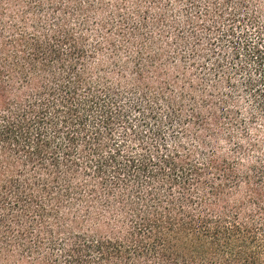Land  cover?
<instances>
[{
  "label": "trees",
  "instance_id": "1",
  "mask_svg": "<svg viewBox=\"0 0 264 264\" xmlns=\"http://www.w3.org/2000/svg\"><path fill=\"white\" fill-rule=\"evenodd\" d=\"M174 1L0 0V264H264V0Z\"/></svg>",
  "mask_w": 264,
  "mask_h": 264
},
{
  "label": "rangeland",
  "instance_id": "2",
  "mask_svg": "<svg viewBox=\"0 0 264 264\" xmlns=\"http://www.w3.org/2000/svg\"><path fill=\"white\" fill-rule=\"evenodd\" d=\"M174 3H176L175 4V6H174V16L177 18V19H179V20H181L182 19V10H183V8H184V3H182L181 1H179V0H175L174 1ZM198 3H199V5H201V6H203L204 5V2L202 1V0H198ZM190 14H193V12H191L190 11ZM225 51V53H227V51H226V49L224 50ZM237 80H240V78L239 79H237ZM242 102H243V105L245 106V103L247 104V99H246V97L245 96H242Z\"/></svg>",
  "mask_w": 264,
  "mask_h": 264
}]
</instances>
